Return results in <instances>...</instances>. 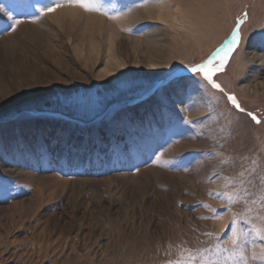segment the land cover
I'll return each instance as SVG.
<instances>
[{
	"label": "rangeland",
	"instance_id": "rangeland-1",
	"mask_svg": "<svg viewBox=\"0 0 264 264\" xmlns=\"http://www.w3.org/2000/svg\"><path fill=\"white\" fill-rule=\"evenodd\" d=\"M46 3L0 0V264H165L217 237L231 248L230 221L251 205L229 211L210 190L264 176V0H99L101 12L32 22ZM238 20L221 91L186 66ZM262 247L244 249L248 264Z\"/></svg>",
	"mask_w": 264,
	"mask_h": 264
},
{
	"label": "snow or ice",
	"instance_id": "snow-or-ice-1",
	"mask_svg": "<svg viewBox=\"0 0 264 264\" xmlns=\"http://www.w3.org/2000/svg\"><path fill=\"white\" fill-rule=\"evenodd\" d=\"M65 6H70L73 8L80 9L84 12H101V7L99 0H47V3L38 9H36V14L32 18V22L45 16L46 14L53 13L59 8ZM104 15L109 16L105 11ZM244 19H247V13L243 14ZM110 19H116V16H109ZM22 23V21L15 19L9 27L15 31L16 27ZM239 23L237 21L236 27L231 33L230 39H228L221 48H218L207 60L202 63L194 64L187 67V71L194 75H200L206 80L213 88L221 89L220 84L216 83L213 76L216 72L222 71L224 64L227 62L230 53L238 46L240 35H239ZM177 84L180 83L182 78L173 77ZM222 91V89H221ZM227 99L235 105L237 109H240V105L237 103L235 96L229 94ZM243 111V109H240ZM252 120L256 123H260L259 119L253 114L249 113ZM185 123H191V121L185 119ZM211 155L216 156L219 153L212 152ZM226 160H222L221 163H226ZM244 172H240L237 176L232 178L225 177L227 183L224 185L225 188L230 185H236L232 191H222V192H211L216 196L217 199H225L227 201L226 207L231 211L232 205L243 202L246 205H251L245 208L243 213L234 214L231 221V235L229 236L231 242V248L224 246L220 242V238L217 237V243L212 247L200 248L196 250H189L188 258L186 261L183 259V254H181V259L173 260L168 259L165 264H195L197 258L199 259V264H248V257L244 254V249L251 243L255 244L258 240L261 245H264V229L253 224V219L264 223V214L261 211H256L255 215H249L253 213L254 209L252 206H256L257 209L264 210V176L254 177L249 180L243 179ZM257 181L260 183L261 190L255 195V198L249 199L251 193L249 191L250 187H255ZM204 207H210L204 204ZM213 211H215L213 209ZM223 231V229L221 230ZM206 235H213L212 233H207ZM183 253V250H182ZM252 259L259 260L260 264H264V247L261 248V254L257 256L255 253Z\"/></svg>",
	"mask_w": 264,
	"mask_h": 264
},
{
	"label": "bare ground",
	"instance_id": "bare-ground-1",
	"mask_svg": "<svg viewBox=\"0 0 264 264\" xmlns=\"http://www.w3.org/2000/svg\"><path fill=\"white\" fill-rule=\"evenodd\" d=\"M90 41H91V40H90ZM152 42H153V41H152ZM93 43H94V42H92V44H93ZM149 43H150V42H149ZM137 45H138V44H137ZM149 51H150V50H149ZM153 55H155V54H153ZM155 56H156V55H155ZM153 57H154V56H153ZM151 58H152V57H151ZM154 58H155V57H154ZM154 58H153V59H154ZM156 58H158V57H156ZM156 58H155V59H156ZM149 59H150V58H149ZM155 59H154V60H155ZM146 61H148V60H146ZM156 61H157V59H156ZM150 62H151V61H150ZM153 63H154V61H153ZM153 63H152V64H153ZM156 63H157V62H156ZM152 64H149V65H152ZM153 65H154V64H153ZM154 67H156V66H150V68H152V71H153ZM228 78H230V77H228ZM220 80H221V79H220ZM227 81H228V80H227ZM229 82H230V81H229ZM244 89H245V88H244Z\"/></svg>",
	"mask_w": 264,
	"mask_h": 264
}]
</instances>
